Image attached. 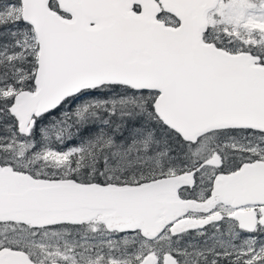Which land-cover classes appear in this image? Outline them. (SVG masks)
Listing matches in <instances>:
<instances>
[{
    "label": "snow or ice",
    "instance_id": "obj_1",
    "mask_svg": "<svg viewBox=\"0 0 264 264\" xmlns=\"http://www.w3.org/2000/svg\"><path fill=\"white\" fill-rule=\"evenodd\" d=\"M0 264H264V0H0Z\"/></svg>",
    "mask_w": 264,
    "mask_h": 264
}]
</instances>
